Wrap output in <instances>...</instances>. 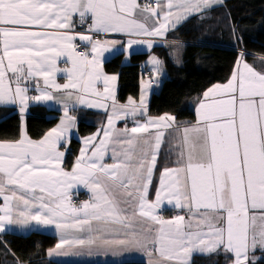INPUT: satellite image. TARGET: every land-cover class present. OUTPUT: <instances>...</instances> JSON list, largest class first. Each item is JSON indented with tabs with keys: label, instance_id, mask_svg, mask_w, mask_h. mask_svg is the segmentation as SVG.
Returning a JSON list of instances; mask_svg holds the SVG:
<instances>
[{
	"label": "snow or ice",
	"instance_id": "snow-or-ice-1",
	"mask_svg": "<svg viewBox=\"0 0 264 264\" xmlns=\"http://www.w3.org/2000/svg\"><path fill=\"white\" fill-rule=\"evenodd\" d=\"M222 5L0 0V107H15L22 122L20 139L0 142V235L34 222L61 233L49 256L67 255L63 249L72 245L86 249L76 255L91 256L94 248L117 244L145 252L148 264H192L193 255L205 254L222 255L226 264H264V64L257 70L244 61L250 54L240 52L226 83L207 89L194 106V121L181 124L171 115H147L149 93L161 86L158 58L146 62L152 68L141 80L139 100L129 97L123 105L115 95L118 76L103 71L105 53H128V59L135 45L152 49L155 38ZM61 58L70 66L59 67ZM61 72L64 84L56 82ZM74 94L79 105L105 113L111 101V112L65 171L69 149L60 148L75 135ZM89 95L104 103L85 99ZM52 101L63 105L59 125L31 140L23 125L29 106ZM129 117L132 127H116ZM167 132L177 135L168 141ZM162 157L167 165L160 168ZM77 184L91 193L79 206L70 191ZM166 205L179 212L166 219ZM68 230L87 235L69 238Z\"/></svg>",
	"mask_w": 264,
	"mask_h": 264
},
{
	"label": "trees",
	"instance_id": "trees-1",
	"mask_svg": "<svg viewBox=\"0 0 264 264\" xmlns=\"http://www.w3.org/2000/svg\"><path fill=\"white\" fill-rule=\"evenodd\" d=\"M169 37L184 43L182 63H174L169 49L157 47L165 69L160 88L153 92L148 110L151 116L171 114L180 121L195 119L192 107L202 94L215 84L226 83L235 71L240 52L249 53L244 58L258 70L264 60V0H224V5L213 7L203 16L188 19ZM237 37L241 40L237 41ZM146 53L132 54L131 63L123 64V54L104 63L107 73L119 76L118 100L138 99L142 64ZM97 115L98 117H96ZM88 113L81 118L78 130L81 136L93 133L103 120L101 115ZM59 114L42 106L32 107L27 115V131L31 139L39 140L57 125ZM21 119L14 109H0V140L20 139ZM80 148V141H72V151L65 166L70 168ZM167 213V212H166ZM171 215L174 212H170ZM0 264H73L61 263L47 257L48 250L56 246L55 235L30 232L0 235ZM7 249V251H6ZM260 253L258 252V254ZM226 264L224 257L216 255L195 256L194 264ZM96 264V263H83ZM109 264V263H106ZM111 264H146L144 261H126Z\"/></svg>",
	"mask_w": 264,
	"mask_h": 264
},
{
	"label": "crops",
	"instance_id": "crops-1",
	"mask_svg": "<svg viewBox=\"0 0 264 264\" xmlns=\"http://www.w3.org/2000/svg\"><path fill=\"white\" fill-rule=\"evenodd\" d=\"M214 7H216V6H214ZM207 11L208 10H206V11H204V12L198 14V15H195V16H202ZM192 17H194V16H192ZM192 17H190V18H192ZM149 24H151V22H149ZM170 32L171 31H169L165 37L155 38L156 45L157 46H154L152 49H147L146 45H135L134 46V49L136 51L133 54H140V53H146V54H148V57L145 60L146 62L149 61L152 56H155L156 58H158L161 61L160 57L155 52V49L157 47L167 48L171 52L173 49H176L177 47L179 48V47H181V46L184 45V43L181 42V41L171 39L169 37ZM109 38L122 39L123 37H109ZM123 39H126V38H123ZM81 47H83L82 44H81ZM118 54H123L124 55L123 64H130L131 63V56H130V58L126 59V57L128 56V53H121L119 51H114L112 53H105V62L108 61L109 59L113 58L114 56L118 55ZM244 61L246 63H248L249 65H252L245 58H244ZM146 62L144 64H142L143 74H142L141 80L148 78L146 74L149 73L150 70H151V68H152V65L151 64H146ZM58 66L61 67V68H63V67H68L70 65H67L65 63V58H61L58 61ZM160 67L163 69V75L162 76H158L156 78L157 79H160L161 80V83H162V80H163L164 76L166 75V69H165L162 61H161ZM103 71L106 74H108V75H116V76H118L117 74L107 73L105 71V69H104V66H103ZM56 82L57 83H60V84L66 83L67 82L66 74L65 73H62V72L61 73H57ZM118 87H119V76H118V79H117L116 84H115L116 100H117L118 104H121V105L127 104L129 98L126 101H124V102L118 100V98H117ZM97 88L101 92L103 91V85L102 84H98L97 85ZM140 88H141V81H140ZM159 88H160V86L159 87H154L151 90V92L149 93V96H148V105H149V101L151 99V96H152L153 92L157 91ZM29 94L30 95H33L35 93L30 92ZM57 96L59 98H61V99L64 98V96H63L62 93H57ZM85 99L91 100L93 102L104 103L103 100L97 101V98L96 97L90 96V95L89 96H85ZM132 99L133 100H136V101L139 100V98L138 99L132 98ZM196 102H197V100L194 101V103L192 105L193 109H194V106L196 105ZM107 103L109 105V113H105V111L102 108H88L86 106L79 105L78 103H76L75 94L73 95V97L71 98V100H69V115L70 116H73L75 118V125H74V128H73V131L75 132V135L72 137L70 144L65 145V146H63V147L60 148L61 151H64L65 150V147H67L69 149V151H67L65 153V156L63 158L62 168L65 171H71V168H72V166H73V164L75 162L76 157L79 155L81 148L84 147L83 141L86 138L92 137L95 133L98 132V130H100L102 127L106 126L107 115L110 114V112H111V101H108ZM73 105H75V107H73ZM35 106H42V107H45V108H47L49 110H52V111L57 112L59 114V120H58L57 125L54 126V127H57L59 125L60 119L63 116V105L62 104H57L55 101L48 102L47 105H44V104H32V105L29 106V108L27 110V114H26L25 120L23 122V125L26 126V130H27V115L29 114L31 108L32 107H35ZM2 108L14 109L15 111H17L15 107H8V106L0 107V109H2ZM88 113H91L93 116L95 114L101 115L102 117H99V121H101V120H103V121H102V123L97 127V129L93 133H91L89 135H86V136H81L80 133H79V130H78V125H79V122H80V119L81 118H85V116L88 117L87 116ZM147 115L150 116V117H160V116L171 115V114H163V115H160V116H151L149 114V110H148ZM95 116L98 117L97 115H95ZM171 116H173V115H171ZM175 119H176V123L177 124H181V123L187 122V121H180L176 117H175ZM125 123H127V126L128 127H132L133 126L132 125V118L129 117L127 119V121H125V120L116 121V127L118 129H122L125 126ZM21 128H22V122H21ZM27 135L30 138V136L28 134V131H27ZM176 135L177 134L175 132H167L165 138L168 141H172L173 138ZM43 137L40 138L39 140H33L31 138L30 139L33 140V141H40L41 139H43ZM73 140L80 141V148H79V151H78L77 155L75 156L74 162L72 163V165L70 166V168H67L65 166V162H66V158H67L68 154L72 151V141ZM3 141H6V140H0V142H3ZM105 159H106V162H111L108 159L107 156H106ZM165 165H167V160L164 157H162L159 167L162 168ZM168 166H170V165H168ZM158 179H159V171H157L155 173V175H154V178H153L154 185L158 184ZM70 191H71V201H72V204L73 205L79 206L84 201H88L91 198V193L88 191V189H86L81 184L74 185V187ZM149 198L150 199H154V189L152 191H150V197ZM170 212H172V213L174 212V214L171 215ZM178 212H179L178 209H173L171 206H168V205H166L165 208L161 210V214L166 219L172 218ZM34 231L55 235L57 237L58 242L60 241V238H61L60 231L57 230V229H55L54 225H50V226H37L33 222V224L30 225L27 228H20L18 226H10V229H9V232H16V233H30V232H34ZM66 235L69 238H71L72 236H75V235H87V233H83L82 234V233H76V232H74V230H68V232L66 233ZM54 248H55V246L53 248H51L50 250H52ZM50 250H48V252ZM78 250H80V251H86V249H80V247L79 246H76V245L65 246V248L63 249V251L66 252L67 255L49 256L48 253H47V257L50 260L58 261V262H61V263H73V264H83V263H96V264H106V263H109V264H111V263H122V262H126V261H144V262H146V264H148V262H149V258H148L147 254L145 252H143L141 250H138L136 248H129V247L121 246V245H117V244L105 245L101 249H95L94 248L93 249V253H92L91 256H88V255H76L75 253ZM205 255H209V254H205ZM211 255H215V254H211ZM195 256H199V255H193L192 256V264H194L193 263V260H194V257ZM21 264H26V263H21Z\"/></svg>",
	"mask_w": 264,
	"mask_h": 264
},
{
	"label": "rangeland",
	"instance_id": "rangeland-1",
	"mask_svg": "<svg viewBox=\"0 0 264 264\" xmlns=\"http://www.w3.org/2000/svg\"><path fill=\"white\" fill-rule=\"evenodd\" d=\"M223 5H224V0H223ZM204 15V14H203ZM202 15V16H203ZM182 48H183V46H181V47H177L176 49H173L172 51H171V56H172V58L176 61V63H178V64H180V63H182V56H181V51H182ZM257 254H258V252H257ZM259 256V255H258Z\"/></svg>",
	"mask_w": 264,
	"mask_h": 264
}]
</instances>
